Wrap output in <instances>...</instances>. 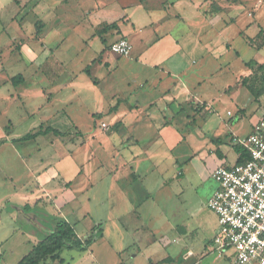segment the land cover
Instances as JSON below:
<instances>
[{"label":"rangeland","instance_id":"rangeland-1","mask_svg":"<svg viewBox=\"0 0 264 264\" xmlns=\"http://www.w3.org/2000/svg\"><path fill=\"white\" fill-rule=\"evenodd\" d=\"M141 1L147 10L136 5L137 0H37L34 11L30 8L34 0H20V6L16 0H0V138L6 126L12 130L11 137L42 126L71 132L67 140L51 134L15 144L10 139L0 141V200L8 199L15 188L31 183L34 177L51 190L57 186L60 191L63 179L54 163L62 162L70 172L75 166L69 158L56 159L65 151L77 162L83 163L88 157L91 160L85 169L92 174L74 183L78 200H72L64 211L77 235L81 239L92 236L94 241L86 249L65 247L61 252L64 263L49 260L45 264H149V259L152 264H162L160 260L165 257L177 258L183 246L195 253L188 264H231L205 244L206 234L214 235L219 226L209 207L218 187L213 178L216 160L205 157L209 154L206 143L211 134H224L225 138L244 136L264 115V93L253 95L264 86V73L259 69V64L264 63V47L259 49L264 36L256 38L260 27L264 29V5L257 9L256 0H243L242 4V0H196L195 11L191 0H179L182 2L177 5V0ZM99 5H104L99 12L106 16L119 14L123 6H130L127 12L136 23L137 32L148 26L137 33L144 42L136 36L131 38L134 52L143 53L150 48L152 52L147 56L156 55L157 60L162 54H173L160 62L159 69L138 64L135 55L118 59L109 53V45L120 33L106 34L104 44L99 37L91 36L95 30L90 25L91 15L96 14L94 8ZM25 6L29 8L24 9ZM218 14L223 16L221 36L209 43L204 33ZM41 20L46 22L44 26ZM37 21L46 35L44 49L42 34L38 39L32 36ZM130 29L133 30L125 25L126 31ZM157 38L160 41L154 44ZM103 48L102 63L108 53L106 58L113 68L92 65L91 78L85 68L100 57ZM176 60H180L179 70L171 66ZM127 61H132V65H125ZM171 71L193 88L196 98L213 105L209 106L215 111L208 129H202L208 137L201 136L198 125L181 127L186 131L182 133L190 136L175 152L179 165L169 159L165 149L153 147L157 149L156 158L144 154L137 159L135 166L145 181L134 184L125 165L131 152L125 149L121 157L111 156L115 152L112 144L117 143L107 140L111 132L108 110L115 104L114 95L125 92L126 80L136 75H150L160 83L157 89L148 90L158 100L162 89L174 85L167 77L161 80L162 73ZM16 75H23L25 80L13 84L11 79ZM239 111L245 112L243 116ZM191 113L198 114L196 110ZM228 150V161L234 162L230 144ZM48 162L53 167L36 174L37 167ZM113 165L120 168L117 179L111 174ZM54 223L52 212H29L18 203H10L2 210L0 207V264H18L33 244L48 234L46 229L54 228ZM179 227L185 233L177 230ZM16 228L32 230L37 240L32 238L35 241L31 245L22 233H16ZM165 239L171 243L168 247Z\"/></svg>","mask_w":264,"mask_h":264},{"label":"crops","instance_id":"crops-1","mask_svg":"<svg viewBox=\"0 0 264 264\" xmlns=\"http://www.w3.org/2000/svg\"><path fill=\"white\" fill-rule=\"evenodd\" d=\"M17 1L20 2V0H16V3H17ZM191 1H192L191 6H192L193 10L196 11L197 6L194 5V1H196V0H191ZM198 1H201V0H197V2ZM34 2H35L34 5L32 7H30L31 9H33V11L37 6V0H34ZM181 2L182 1L177 0L176 5L180 4ZM242 3H243V0L240 4H242ZM135 4L138 6L144 7L141 0H137V2H135ZM255 4L258 6L257 9H260L262 7V5H264V0H256ZM20 5L21 4L19 3L18 6H20ZM176 5H174V6L171 5V7L172 6L175 7ZM102 6H104V5H99L98 7L94 8V10L96 11V14L91 15L93 18V21L92 20L90 21V25L92 26L93 30L95 29L94 33L91 34V36L92 35L94 36L93 38L99 37L97 35L96 31L102 25L118 22L120 25V31H111L109 34L112 35V33L117 32V33H120L121 35H119L117 38H113V40L110 41V45H111V43H113L114 41L118 40L121 37L127 38L130 42H131V38H135V36H136L135 39H137L141 42L145 41L144 37L143 36L140 37V35H138L137 33H140L143 29L148 28V26L146 25L145 27H140V30L137 32L136 23L132 22L130 14L127 12V8L130 6H127V7L123 6L124 10L119 12V14L114 13L111 16H106V15H103L102 13L99 12L102 9ZM184 7H187V5H185ZM27 8H29V7L25 6L24 9H27ZM145 9L147 10V8H145ZM151 10H153V11L157 10L158 11L159 9H151ZM161 10H167V9H161ZM219 10H220V8H219ZM168 15H170V14L168 13ZM232 19H234V18H232ZM222 21H223L222 14H218V16H216L212 20V24H210L211 23L210 22L207 25V27H206L207 32L204 33L207 35V42H209V43L215 42L217 40V38L219 37V35L221 36ZM37 23H38V21H37ZM45 23L46 22H43V26L45 25ZM232 23H233V21H232ZM40 25H41V23L39 24V26ZM125 25L132 27L133 30L130 29V31H126ZM153 25H155V22L150 24V26H153ZM35 27H36V30H34V32H32V36L34 38L38 39L42 34V38L40 41H41L42 48L44 49L45 45H46V43H45L46 35L45 36L43 35L42 29L40 30L39 34L37 35L38 29H37L36 25H35ZM41 27H42V25H41ZM218 27H219V29H218ZM260 29H262V27H260ZM257 35H256V37H257ZM100 40L102 41L101 38H100ZM159 41H160V38H157L156 40H154V44H157ZM177 42L178 41H176V44H177ZM102 43H103V41H102ZM151 47H152V45H151ZM103 51H104V48L100 54V57L103 56L102 55ZM141 52L142 51L134 52V46H133L132 53L129 56L117 55V58L121 59V58H127V57H131V56L135 55V56H133V58H135V60L138 64L139 63H141V64L146 63V64L153 65V66H155V68L159 69L162 66L160 64V62L162 63L164 59H167L168 57H170L173 54V53H171L170 55H166V56L164 54H162L157 60L156 55L154 57H151V58L149 56H147V54L149 52H152L150 50V48H146V50H144L143 53H141ZM109 53H112V52L110 51ZM174 53L177 54L178 51H175ZM106 56H108V53L105 54V59H104L105 63H102V59H101L100 62H96L95 64L98 63L99 65H102L104 67L108 66L112 70L113 64L111 63V61L107 60ZM250 61H254V59L250 60ZM179 63H180V60H176L175 62H173L171 64V66L173 68L179 70L180 69ZM95 64H93V65H95ZM126 64L131 66L132 61H127L125 63V65ZM158 64H160V65H158ZM63 76H64V74H63ZM161 76H162L161 80L163 79V77H167L170 81H173L174 85H173V87L171 86V87L162 89L160 91V94H159L162 96H159L158 100L154 99V97H151L152 95L148 92V90L157 89L160 86V83H158V81L156 79L153 81V78L150 75H141V76L136 75V76H133V78H131V79L129 78V80H126L127 87L125 88V92H121V93L117 92L114 95L113 101L115 102V104L113 106H111L108 110V114H109L108 117L111 118V122L109 123L111 132L108 135L107 140L109 142L110 141L111 142L116 141V143H117V144H112V149L114 148L113 150L115 152H113L111 154V156L113 159H117V157H121L123 155L122 154L123 150L127 149L131 152L132 156L130 155V157L128 158V161H126L125 165L129 167V175L131 177L132 183H134V184H135V182L143 183L145 181L144 178L142 177L140 171H139L140 168H138V167L136 168V166H135V165H137V163L139 161L137 159H139L141 157V155L146 154V155H148V158H156L155 152L157 151V149H159V150L165 149L166 153L169 154V159H172L173 162H175L178 166L180 161L178 158L175 157V152H176L179 144L182 143V141H185L188 136H190V134L182 133L184 130L181 127L198 125L197 127H199L200 130L202 131L200 133L201 136L207 138L208 134L205 133L204 130H202V129L205 126H207V129H208V126H209L210 120H211L210 116L214 115V111H215L214 108L212 110L209 109L210 108L209 106H213V105H211L206 100H200L199 98H196L193 95V90H192L193 88L190 86H187L186 84L181 82L178 79L177 74H174V76H173V73L171 71V72H164V73H162ZM13 77H15V76H13ZM61 77H62V75L60 76V78ZM93 78L95 80H97L95 77H93ZM172 78L175 80H173ZM24 80H25V78H24ZM11 82H12V79H11ZM96 82L98 83V80ZM71 84H73V83H71ZM66 87L67 86H64V88H66ZM183 96H184V98H183ZM118 103H119L118 109L116 111L111 112V109L114 106H116ZM202 109L204 110L203 112H202ZM195 110H196V112H198V114L195 113V115L193 116L191 112H193ZM205 111H208V113H206ZM230 112L234 115V113L232 111H228V114ZM239 113H240V115L243 116V114L245 112L239 111ZM98 114L102 115V113H100V112H98ZM233 115H232V117H233ZM180 118H181V120H179ZM8 123H12V121L9 120ZM7 128H8V126H6L4 128L5 133H2V137L0 138V141H2L4 139H10L15 144V143L33 141V140H37L40 137L51 135V134L40 135V136L36 137L35 139L29 140V141H21V139L23 137H25L27 134L38 131V128L37 129L35 128V130H33L27 134H22L18 137H11L10 133L12 132V130L11 129L8 130ZM253 129H254V127L252 126L251 130L244 136L235 135L233 137L227 136V138H225L224 134H222V135H218V134L212 135L211 134L210 135V138H209L210 140H207L208 142L206 143L207 147L209 149V150H207L209 152V154L205 155V157L209 158L210 156H213V158L216 160V168L214 169V172L220 166H233V165L238 163V160L241 158L242 154L238 153V151L236 150L237 145H235L232 142V139L234 137L248 136L253 131ZM175 130L180 132V134L177 133ZM187 131H188V129H187ZM184 132H186V131H184ZM67 133H69V135L67 137H62V138H64V140H67V138L71 135V132H67ZM208 133H210V131ZM55 137H60V136H55ZM229 144L231 145V147L234 150V154H235V161L234 162L228 161V154L230 153V150H228ZM135 146H138L139 148L135 147ZM79 147H81V146H78V148ZM132 147H134V148H132ZM153 147H156L157 149L155 150V148H153ZM78 148H75V149L77 150ZM151 148H153L154 150ZM138 150H140L142 152H140ZM195 156H197V154L193 155L192 159ZM66 158L67 159L69 158L70 160L74 161L75 166H74V169H71L72 172L64 169L63 168L64 164L62 162H60L59 164L54 163V165H56L55 166L56 171L58 172L59 176L64 180V181L60 180L61 181L60 184L63 186L61 189L59 188L60 191L56 190L57 186H54L55 189L51 190L49 186H47L43 182H42L43 184L40 183L38 178L34 177V178H32L31 183L24 184L20 188L19 187L15 188V193L12 196H7L8 199L3 200V198H1V200H0L1 210H2V208H5L10 203H13V204L18 203L22 208H24L26 211H29V212L30 211L32 212V211H35L38 209L40 211H43V210L48 211V213L52 212L53 216L55 217V223H54L55 226H53L54 228H52V230L51 229L49 230V228H47L46 232L48 234H45V236L39 240H37V239H35V237H33L34 234L32 233V230H26V229H20V228L15 229L17 234L22 233L24 235V237L28 238L31 245L33 244V242L35 240H37V242H36V244H37L39 241L44 239L46 236L50 235L55 230V227H56L58 222H60L62 220H66V221L70 222L66 218L68 214H66L64 209L67 208V206H69L72 203V200H75V201L78 200V197L76 194L77 193L76 189L73 190L74 183H76V181L80 177H82V178L84 176L90 177L89 174H92L91 171L87 172L85 169V166L88 163H90V161H91L89 159V157L83 163H81L79 161L77 162L72 157V154H68L66 151L63 154H61L60 156L56 157V159H58L59 161L66 159ZM189 160H191V159H189ZM41 161L44 162L45 159L43 158ZM51 166L53 167V165L50 162H48V164L44 163V164L40 165V167L38 166L36 174H41L42 172H45ZM119 170H120V168H118V165H113L111 174L116 175L115 179H117V177H118ZM214 172H213V178H214ZM181 175H184V172H181ZM181 175H179V176H181ZM64 177H65V179H64ZM218 188H219V184H218V187L215 189L214 193L218 190ZM122 189H123L124 196H126L125 195L126 194V188L124 187ZM83 190L84 189H82L80 192H82ZM148 197L149 196H147V198ZM50 205H52V206H50ZM52 207L55 208L54 211L51 210ZM13 214H14V217L17 216L15 212H13ZM216 217H217V215H216ZM217 221H218V218H217ZM35 224L38 225V228H41V229L43 228L40 225V223L35 222ZM74 228H75V226H74ZM181 228L182 227H179L177 230L185 233L186 230L184 228H182V229ZM75 231H76V229H75ZM218 233H219V226H218L217 233H215L214 235L209 234V233L206 234L207 235V237L205 238L206 248L211 246V250L215 251L213 240ZM89 237H87L85 239H88ZM32 238L35 240L32 241L31 240ZM85 239L82 238V240H85ZM175 241L179 242V240H175ZM184 241L187 242L186 240H184ZM36 244H33V246L31 247V250L33 249V247ZM170 244L171 243L167 239H165L164 245L168 247ZM133 246L135 247V245H133ZM194 256H195V253L193 250H191L188 246L187 247L183 246V249L181 250V253L179 254V256L177 258H174L172 256H168V257H165L162 260H160V262L162 264H173L177 260V261H179V264H188ZM168 258L173 259L174 262L166 263L165 260ZM221 258H224V257H221ZM151 260L152 259H149V264H152ZM45 263H43V264H45ZM121 264H123V263H121Z\"/></svg>","mask_w":264,"mask_h":264},{"label":"built area","instance_id":"built-area-1","mask_svg":"<svg viewBox=\"0 0 264 264\" xmlns=\"http://www.w3.org/2000/svg\"><path fill=\"white\" fill-rule=\"evenodd\" d=\"M110 50L129 56L133 45L121 37ZM232 142L246 149L248 159L214 172L219 184L209 201L219 224L214 250L231 264H264V115L248 136L234 137Z\"/></svg>","mask_w":264,"mask_h":264},{"label":"trees","instance_id":"trees-1","mask_svg":"<svg viewBox=\"0 0 264 264\" xmlns=\"http://www.w3.org/2000/svg\"><path fill=\"white\" fill-rule=\"evenodd\" d=\"M17 3L19 4L20 2L17 1ZM36 26L38 29L37 30V35H38L42 27L41 25L39 26L38 23L36 24ZM111 31H120V25L118 22H114L111 24H104L97 29L96 33L102 39L103 43H106L107 41L105 39V35L110 33ZM262 36H264V29L260 30L256 38H260ZM263 47H264V42L262 45L259 46V49ZM103 54L104 51L102 55ZM100 61H101V57L95 59L90 65H88L85 68V72L87 73L88 76L92 77L91 67L93 64ZM249 63L250 62H248V64ZM259 69L264 73V64H259ZM23 81H24L23 75H16L15 77L12 78L13 84H19ZM94 82L97 84L96 81ZM260 93L261 95L262 93H264V86L261 92L259 93L256 92L253 95L259 97ZM118 107H119V103L111 109V112L116 111ZM47 134H53L55 136H60V137H67L69 135V133L67 132H62L58 129L53 128L52 126H48L46 128L40 127L38 131L27 134L25 137L21 139V141H29L35 139L40 135H47ZM236 150L238 151V153L242 154L237 164H241L245 162L248 159V153L246 149L237 145ZM97 228L101 230L100 226H98ZM93 241L94 239L92 236H90L86 240H82L78 238L74 226L70 222L66 220H62L57 223L55 230L50 235L46 236L44 239L39 241L33 247V249L19 261L18 264H43L49 260L52 261L58 260L61 263H64V259L61 257V252L65 247L69 246V248H71L73 245H75L81 249H86L93 243ZM165 262L172 263L174 262V260L168 258L165 260Z\"/></svg>","mask_w":264,"mask_h":264}]
</instances>
